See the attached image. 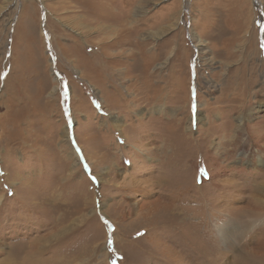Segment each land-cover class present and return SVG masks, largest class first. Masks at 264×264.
Instances as JSON below:
<instances>
[{
  "label": "rangeland",
  "instance_id": "obj_1",
  "mask_svg": "<svg viewBox=\"0 0 264 264\" xmlns=\"http://www.w3.org/2000/svg\"><path fill=\"white\" fill-rule=\"evenodd\" d=\"M59 1L0 0V264H264V0H138L98 72Z\"/></svg>",
  "mask_w": 264,
  "mask_h": 264
},
{
  "label": "bare ground",
  "instance_id": "obj_2",
  "mask_svg": "<svg viewBox=\"0 0 264 264\" xmlns=\"http://www.w3.org/2000/svg\"><path fill=\"white\" fill-rule=\"evenodd\" d=\"M58 4L60 10L62 9L65 12L73 11L71 18L76 27L86 29L87 32L96 31L98 36H102V41L104 42L98 46V53H96L97 56H95V61L93 62L95 66L92 68L93 71L96 70L98 72L107 69V65L113 62L111 54L113 50L136 42L133 36L137 33L139 26L138 0H131L127 5H124L122 0H60ZM70 8H73V10H70ZM75 9L78 11L75 12ZM126 25L129 26L128 29H126ZM47 36L51 41L54 40L55 36L52 31H47ZM112 36L115 37L114 40L105 41ZM125 38L132 39L126 40ZM98 60L101 62V65L97 63ZM198 119L200 117L197 116L196 120ZM145 211L150 212V208H147ZM14 255L12 254L4 264H28L26 259H22L19 263H16L15 259H12L15 261L13 262L10 258H15Z\"/></svg>",
  "mask_w": 264,
  "mask_h": 264
}]
</instances>
